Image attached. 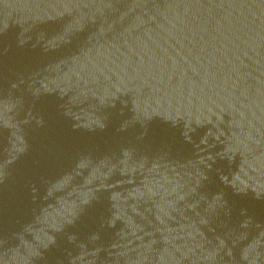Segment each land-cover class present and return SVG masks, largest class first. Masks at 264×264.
<instances>
[{
    "label": "water",
    "instance_id": "95a60500",
    "mask_svg": "<svg viewBox=\"0 0 264 264\" xmlns=\"http://www.w3.org/2000/svg\"><path fill=\"white\" fill-rule=\"evenodd\" d=\"M0 264H264V0H0Z\"/></svg>",
    "mask_w": 264,
    "mask_h": 264
}]
</instances>
